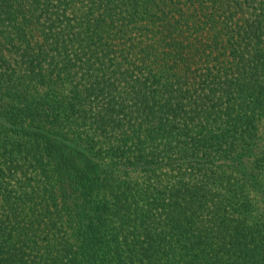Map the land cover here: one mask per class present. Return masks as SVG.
<instances>
[{"label":"trees","instance_id":"1","mask_svg":"<svg viewBox=\"0 0 264 264\" xmlns=\"http://www.w3.org/2000/svg\"><path fill=\"white\" fill-rule=\"evenodd\" d=\"M0 264H264V0H0Z\"/></svg>","mask_w":264,"mask_h":264}]
</instances>
